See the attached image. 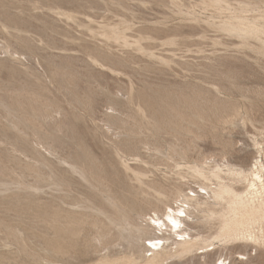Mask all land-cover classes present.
Listing matches in <instances>:
<instances>
[{"label":"rangeland","instance_id":"obj_1","mask_svg":"<svg viewBox=\"0 0 264 264\" xmlns=\"http://www.w3.org/2000/svg\"><path fill=\"white\" fill-rule=\"evenodd\" d=\"M256 142L264 0H0V264H143L149 217L215 187L191 167ZM193 213L219 246L165 264H264Z\"/></svg>","mask_w":264,"mask_h":264},{"label":"bare ground","instance_id":"obj_2","mask_svg":"<svg viewBox=\"0 0 264 264\" xmlns=\"http://www.w3.org/2000/svg\"><path fill=\"white\" fill-rule=\"evenodd\" d=\"M260 144L256 142L259 156L255 157L249 169L230 164L225 167H191L203 180L213 182L215 187L202 185V194L186 195L178 206L168 204L162 215L155 211L149 217L145 231H155L156 235L145 239L147 255L150 256L146 259V254L143 256V264H165L177 256L193 254L196 249L212 246L214 250L219 246L214 243L205 245L206 241L200 236L189 232V223L196 217L193 210L200 213L198 219L205 218L198 223L212 226L218 223L221 233L215 239L221 245L264 246V147ZM219 262L225 264L224 260Z\"/></svg>","mask_w":264,"mask_h":264}]
</instances>
